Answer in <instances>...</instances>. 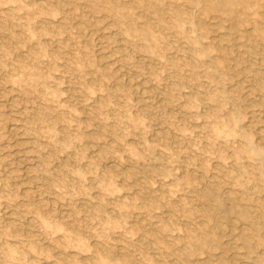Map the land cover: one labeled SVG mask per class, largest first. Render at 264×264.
<instances>
[{"label": "rangeland", "instance_id": "obj_1", "mask_svg": "<svg viewBox=\"0 0 264 264\" xmlns=\"http://www.w3.org/2000/svg\"><path fill=\"white\" fill-rule=\"evenodd\" d=\"M0 264H264V0H0Z\"/></svg>", "mask_w": 264, "mask_h": 264}, {"label": "bare ground", "instance_id": "obj_2", "mask_svg": "<svg viewBox=\"0 0 264 264\" xmlns=\"http://www.w3.org/2000/svg\"><path fill=\"white\" fill-rule=\"evenodd\" d=\"M263 13V12H262ZM216 65V64H215ZM259 208V207H258ZM220 222V221H219ZM263 250V249H262ZM213 260V259H212Z\"/></svg>", "mask_w": 264, "mask_h": 264}]
</instances>
